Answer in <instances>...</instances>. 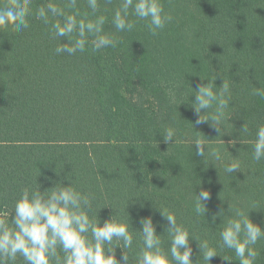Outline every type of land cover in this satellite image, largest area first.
Listing matches in <instances>:
<instances>
[{
    "label": "trees",
    "instance_id": "1",
    "mask_svg": "<svg viewBox=\"0 0 264 264\" xmlns=\"http://www.w3.org/2000/svg\"><path fill=\"white\" fill-rule=\"evenodd\" d=\"M46 2L31 0L33 12ZM100 3L104 30L119 43L99 52L88 47L73 56L55 54L60 41L34 16L22 32L0 28V218L11 222L26 186L38 183L44 191L71 180L91 194L89 215H98L101 224L112 214L125 221L129 215L138 230L140 217L151 215L163 234L160 225L167 222L157 208H166L191 236L216 247L220 256L211 264H230L223 256L239 264L232 250L219 247L221 218L211 221L220 209L230 215V203L250 210V219L264 229V160L252 158L256 127L264 122V98L252 94L264 88V0H161L174 19L156 36L144 21L116 33L111 18L119 0ZM78 7L88 10L86 0ZM200 77H217V87L223 79L230 84L221 132L209 123L195 125L191 94L208 83ZM167 88L175 91V103ZM168 127L175 129L176 143L164 142ZM196 137L219 148L224 163L239 162L240 170L227 174L208 152L205 159L197 156ZM201 188L211 196L205 216L194 210ZM161 239L167 250V233ZM140 245L136 236L126 250L130 258ZM190 245L195 261L197 242ZM254 247L255 264H264V239ZM121 255L117 248V259ZM9 264L24 261L18 256ZM199 264H205L202 257Z\"/></svg>",
    "mask_w": 264,
    "mask_h": 264
},
{
    "label": "clouds",
    "instance_id": "2",
    "mask_svg": "<svg viewBox=\"0 0 264 264\" xmlns=\"http://www.w3.org/2000/svg\"><path fill=\"white\" fill-rule=\"evenodd\" d=\"M86 5L88 10L82 12L78 0H62V5L47 0L33 12L31 0H6L0 4V28L10 27L14 32H22L29 28V17L34 16L43 24L50 25V34L60 41L55 48L57 55L73 56L85 52L88 47L94 53L115 47L119 40L104 30L107 17L100 12V0H86ZM173 19L161 0H119L111 24L116 33L131 32L137 21H144L147 31L156 36ZM62 39L67 42L61 43ZM200 78L201 81L207 79L208 83L201 82L195 90L191 87V95L195 97L191 102L197 116L195 125L209 123L210 127L221 132L230 108V84L223 79L217 87V77ZM166 93L169 102L175 103V91L167 88ZM252 94L264 98V88H254ZM242 130L248 132L246 124ZM175 136L174 128H166L164 142L172 144L170 141L174 138L176 143ZM230 143L235 147V141ZM193 145L197 156L205 159L208 152L213 161L223 164L225 173L240 170L239 162L224 163L221 150L209 149L201 138L196 137ZM252 150L253 160H264V122L256 127ZM40 189L38 183L35 188H23L14 203L11 222L0 218V264L15 262L18 256L23 258L24 264H199L201 257L205 264H211L212 258L219 255L207 239L191 236L189 230L177 222L176 215L166 208H157L167 222V226L160 225L163 234H157V224L151 215L140 217L138 230L132 228L129 215V221H125L112 214L101 224L98 215H89L93 201L91 194L78 190L71 180L67 186L63 182H55L51 188ZM210 198V192L204 188L199 194H194L197 215L205 216L206 202ZM249 211L245 212L242 207L234 208L229 203L227 212L231 214L226 215L224 209H220L211 221L214 224L218 217L221 218L219 247L232 250L239 264H255L259 251L254 246L264 239V229L250 219ZM165 233L169 243L167 250L161 239ZM136 236L141 245L130 258L126 250L133 249ZM190 240H195L199 249V257L195 261ZM117 248L122 250L120 259L116 257ZM222 259L230 264L233 261L231 256H223Z\"/></svg>",
    "mask_w": 264,
    "mask_h": 264
}]
</instances>
